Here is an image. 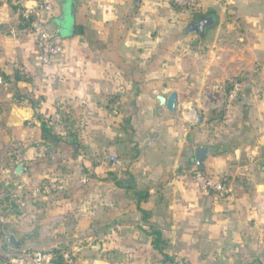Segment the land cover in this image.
<instances>
[{
    "label": "crops",
    "instance_id": "crops-1",
    "mask_svg": "<svg viewBox=\"0 0 264 264\" xmlns=\"http://www.w3.org/2000/svg\"><path fill=\"white\" fill-rule=\"evenodd\" d=\"M52 2L63 53L47 65L0 3V249L13 235L71 264H264V0ZM203 15L215 24L189 31ZM172 91L169 112L155 95ZM199 145L211 149L203 168ZM197 169L228 197L201 191Z\"/></svg>",
    "mask_w": 264,
    "mask_h": 264
},
{
    "label": "built area",
    "instance_id": "built-area-1",
    "mask_svg": "<svg viewBox=\"0 0 264 264\" xmlns=\"http://www.w3.org/2000/svg\"><path fill=\"white\" fill-rule=\"evenodd\" d=\"M173 5L184 10H193L197 7L199 0H171ZM0 3L15 7L18 17L26 30L32 35L34 43L38 49L39 61L42 65L51 63L55 58L63 53L62 43L56 39L48 25V18L53 13L52 0H0ZM6 85V80L0 74V86ZM241 92L239 81H233L225 100V116L232 114L234 103L238 100ZM59 119V115L52 117V120ZM111 163H116L117 159L109 157ZM194 180L199 189L204 193L213 192L219 198H226L230 189L225 182L214 175L195 170ZM86 179L82 178V182ZM57 188L54 181L42 187L44 192L50 193ZM8 207L0 204V228L6 218ZM65 261L70 262V254L63 255ZM0 264H55L53 254L46 249H0Z\"/></svg>",
    "mask_w": 264,
    "mask_h": 264
},
{
    "label": "water",
    "instance_id": "water-1",
    "mask_svg": "<svg viewBox=\"0 0 264 264\" xmlns=\"http://www.w3.org/2000/svg\"><path fill=\"white\" fill-rule=\"evenodd\" d=\"M215 24V18L212 15H203L197 21H193L187 25L189 31L203 32L207 27ZM155 98L163 105L169 112L175 111L177 108V94L172 91L167 97L162 94H156ZM248 96L245 94L242 97V102L247 103ZM211 152V149L206 146H197L194 149V159L197 167H204V160ZM23 169V164L19 163L15 168V174L20 175ZM9 244L13 249H19V245L13 235L9 236Z\"/></svg>",
    "mask_w": 264,
    "mask_h": 264
},
{
    "label": "trees",
    "instance_id": "trees-1",
    "mask_svg": "<svg viewBox=\"0 0 264 264\" xmlns=\"http://www.w3.org/2000/svg\"><path fill=\"white\" fill-rule=\"evenodd\" d=\"M13 7V6H12ZM24 26V25H23ZM41 138L43 139L44 142H52L56 140V136L54 134V130H53V123H47V120H42L41 122ZM15 205L13 204L11 207V211H15ZM3 234V231L0 229V238ZM4 247H8V243L4 244ZM53 254V260L55 262V264H71L68 263L67 261H65L64 257H63V252L61 251V249H52L50 250Z\"/></svg>",
    "mask_w": 264,
    "mask_h": 264
},
{
    "label": "rangeland",
    "instance_id": "rangeland-1",
    "mask_svg": "<svg viewBox=\"0 0 264 264\" xmlns=\"http://www.w3.org/2000/svg\"><path fill=\"white\" fill-rule=\"evenodd\" d=\"M9 6L12 7V5H9ZM14 8H15V7H14ZM238 41H239V40H238ZM204 44H206V43H205V42H202V44H200V45L203 47ZM201 46H200V47H201ZM228 91H229V90H228ZM148 115H149V113L147 112V113H146V116H148ZM109 157H114L115 159H117L116 156H115V152H113ZM41 249H47V247H44V248H41Z\"/></svg>",
    "mask_w": 264,
    "mask_h": 264
}]
</instances>
